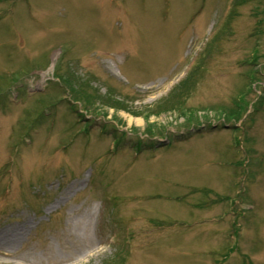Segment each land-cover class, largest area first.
Masks as SVG:
<instances>
[{"label":"rangeland","instance_id":"rangeland-1","mask_svg":"<svg viewBox=\"0 0 264 264\" xmlns=\"http://www.w3.org/2000/svg\"><path fill=\"white\" fill-rule=\"evenodd\" d=\"M11 227L0 264H264V0H0Z\"/></svg>","mask_w":264,"mask_h":264},{"label":"bare ground","instance_id":"bare-ground-1","mask_svg":"<svg viewBox=\"0 0 264 264\" xmlns=\"http://www.w3.org/2000/svg\"><path fill=\"white\" fill-rule=\"evenodd\" d=\"M22 234L23 230L21 228L11 227L0 232V239L3 238L6 240L5 245L12 246L17 241V239L22 236ZM9 253L10 251L5 252L3 250H0V254L2 255H8Z\"/></svg>","mask_w":264,"mask_h":264}]
</instances>
